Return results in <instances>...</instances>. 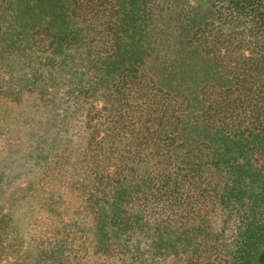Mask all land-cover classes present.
<instances>
[{
	"label": "trees",
	"instance_id": "1",
	"mask_svg": "<svg viewBox=\"0 0 264 264\" xmlns=\"http://www.w3.org/2000/svg\"><path fill=\"white\" fill-rule=\"evenodd\" d=\"M188 3L0 0V111L57 117L37 264H264V0Z\"/></svg>",
	"mask_w": 264,
	"mask_h": 264
},
{
	"label": "rangeland",
	"instance_id": "2",
	"mask_svg": "<svg viewBox=\"0 0 264 264\" xmlns=\"http://www.w3.org/2000/svg\"><path fill=\"white\" fill-rule=\"evenodd\" d=\"M188 1L201 10L206 5V0ZM55 118L50 108L29 100L24 107L0 111V264H37L41 257L32 240L47 215L46 204L29 157Z\"/></svg>",
	"mask_w": 264,
	"mask_h": 264
}]
</instances>
